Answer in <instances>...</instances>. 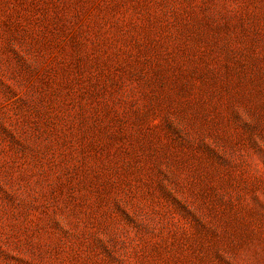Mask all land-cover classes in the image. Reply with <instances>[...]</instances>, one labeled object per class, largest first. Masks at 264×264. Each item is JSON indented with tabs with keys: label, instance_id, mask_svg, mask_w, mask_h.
Returning <instances> with one entry per match:
<instances>
[{
	"label": "rangeland",
	"instance_id": "rangeland-1",
	"mask_svg": "<svg viewBox=\"0 0 264 264\" xmlns=\"http://www.w3.org/2000/svg\"><path fill=\"white\" fill-rule=\"evenodd\" d=\"M0 264H264V0H0Z\"/></svg>",
	"mask_w": 264,
	"mask_h": 264
}]
</instances>
